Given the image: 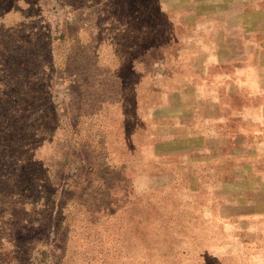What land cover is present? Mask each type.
I'll list each match as a JSON object with an SVG mask.
<instances>
[{"label":"rangeland","instance_id":"374dc122","mask_svg":"<svg viewBox=\"0 0 264 264\" xmlns=\"http://www.w3.org/2000/svg\"><path fill=\"white\" fill-rule=\"evenodd\" d=\"M42 2L43 13L27 9L33 22L19 29V48L0 44V116L11 113L0 119V173L7 175L0 191L12 193L0 212L19 217L23 178L43 180V188L52 160L60 164L62 189L85 185L87 161H94L95 188L112 191L132 216L134 207L140 217L153 216V231L163 238L152 243V261L264 264V0H94L88 8L81 0ZM80 11L77 23L86 28L75 42L69 21ZM48 32L84 43L88 53L51 64L43 45ZM135 42L152 51L143 57ZM15 104L26 113L14 114ZM30 149L39 163L14 162ZM164 197L182 203L175 216ZM53 203L42 211L52 218L40 221L44 232L13 242H31L28 264H116V225L83 226L64 251V228L47 232L66 208ZM159 219L175 226L159 228ZM91 253L98 262H89Z\"/></svg>","mask_w":264,"mask_h":264},{"label":"trees","instance_id":"16d2710c","mask_svg":"<svg viewBox=\"0 0 264 264\" xmlns=\"http://www.w3.org/2000/svg\"><path fill=\"white\" fill-rule=\"evenodd\" d=\"M81 1H82L81 7H87V8L89 7V5H91L92 2H94V0H81ZM23 2L24 4L22 5L21 3H19V0H0V28H2L3 30L0 32V44H2V47H4L5 49L11 51H14L15 48L16 49L19 48L18 47L20 45L19 39L21 38L19 36V32H20L19 29L22 28L23 25L27 26L33 22L29 14H25L27 12V9H32L31 8L32 6L37 10L38 13H43L44 10V5L42 0H37V1L25 0ZM86 10L88 11L86 15L92 14L96 11V9H86ZM134 10H136V12L141 11L139 7V2H137L134 5ZM82 16L83 13L82 11H80L79 13L73 14L69 21V23L73 25L72 33L75 42L81 41L78 37L75 36L79 32L84 31L86 28L82 25V24L86 25L84 21H82V23H79L80 17ZM77 21L79 22L77 23ZM24 32L28 34L26 30ZM59 37L60 39L57 41L56 37L51 36L50 32H48L46 34V37H44L43 39L44 41L43 45L45 44V49H46L45 51L47 53L49 52L50 55L49 58L52 62L51 64L56 63L54 65L64 66L67 64V62L71 61L72 58L74 59L79 58L80 55L84 54V51L87 52V50H89V47L84 49V47H86L84 43L80 45H74V44L71 45L70 43L69 44L67 43L68 39L65 40L61 38L62 35ZM143 44L144 43H139V42L138 44H136L135 42V49L142 50L144 57L145 55H147L149 51L150 52L152 51L151 50L152 48L150 47L151 45L143 46ZM9 56L12 57V54H9ZM50 82L46 86H44L45 92L47 93L48 97H50L49 94L51 92V91L49 92ZM11 99L14 100L16 104L17 103L20 104L22 102V100L20 99L16 101V98L13 99V97ZM8 101L11 102L10 99H7L6 102ZM23 102L25 106L31 104L27 101L26 97L23 99ZM52 103L53 102L49 99L47 106H49L50 104L53 107ZM8 104H10L11 106V103H6L4 109L8 107ZM16 104H15L16 107L15 110L17 109V105H18ZM1 105L2 103L0 104V107ZM8 111L5 112V117H6V119L4 118L5 121L6 120L9 121L11 117L10 116L11 113L10 111L9 112ZM13 113L23 115L26 112L21 108H18ZM0 119L2 122H4L3 115L0 116ZM9 131L12 133L13 129L10 128ZM32 136L35 137L38 135H34L33 133ZM99 148L103 149L102 142L101 144L99 143ZM33 151H34L33 149L24 151L23 153H25V155H19L18 158H16V161L14 162L15 163L21 162L20 163L21 167L36 165V163H39L40 157H36V153L35 151L33 153ZM14 156L15 155H12L10 159H13ZM104 161L108 163L107 160L104 159ZM87 163H88L87 165L88 173L86 175V180H85L86 183L85 185L77 188L70 187V188L62 189V185L59 184L61 168H59L58 166L60 164L54 162V160H52V168H51L52 169L51 171H54L52 173L53 175L48 174L47 179H45V186L43 188H42V185H44L43 180L35 179V178L28 180L27 177L23 178L22 180L23 185L19 186L18 194L24 196V198L22 199L24 200V202L17 201L18 204H16V206H20V208L22 209V214L18 217L15 214L16 210H14L13 213H7V210L9 209H4V210L2 209V211L0 212V264H28L27 257L29 256V252L31 249V245H32L31 242L29 241V246L26 245V247L21 245H14L13 242H15L16 237H21V239L25 242L29 238L28 233L32 234L37 232V234H39L41 232H44L45 227H43L44 225H42L40 221L42 219H52V218L49 216L43 217L42 211L44 208H47L48 206L50 207L54 206L53 201L55 200H56V204L57 202L59 203L65 202L63 207L66 208L65 209L63 208L64 211H62V215H60V218L53 220L54 221L53 225L47 227L48 228L47 232L52 233V231H54L53 230L54 228L55 229L64 228V232H67V235L63 237V243H62L63 247H61L62 249L63 248L65 249L64 251H66V248L68 246V241L70 240V238L76 234H81L83 232L81 229L83 226H85V228L83 229L85 230V229H90L89 227H93L96 224L100 225L110 222L113 225H116L117 227L116 230H118L119 232L116 233V230L114 232L116 253H114L112 258H115L116 264H164V262L161 261L155 262L157 261V259L155 260L153 259L154 261L151 260V257L154 256V254L152 255L150 253V251L153 249V245H152L153 241L159 243L160 241H162L163 238V234H160L159 231H157L156 233L153 231V229H155L153 216L150 214L151 218L144 216L140 217L139 215L136 214L134 209L135 207L131 208L133 211V216H132L131 211H128V207L130 206H127L128 204L125 205L124 202H122V204L116 203L115 200L112 198L113 197L112 191L105 190V188H100V189L95 188V185L92 184L94 181L93 179L94 176L96 174H99L98 168L94 167V161H87ZM62 165H64V162L62 163ZM120 165H121L120 169L121 168L123 169L124 167L123 163H121ZM10 168L11 167L8 166L6 169H10ZM95 170H96V174H95ZM6 176H7L6 174L0 173L1 180L6 179L7 178ZM122 177L124 178V176ZM117 178H119L120 181L123 180L121 176ZM109 181L112 182L113 178H110ZM108 189L111 188L108 187ZM132 190L133 188L130 187V190L125 192L126 194L125 196H123V200L125 198H130L129 194L132 195ZM9 192L10 190H6V189L0 191V203L11 202L10 200H12V193L9 194ZM160 195H163V193H160ZM168 196L175 198L174 194L173 195L168 194ZM162 201L164 202V205L166 207H170L172 211H175L173 216L176 215V210L180 211L182 208L181 205L182 203H179L180 204L179 205L176 204V202H172V201L168 202L165 197L162 199ZM126 210L130 214L128 219L124 217V213L126 212ZM81 215L83 221L74 220V218H79V216ZM155 216H157V212ZM131 218L132 219L134 218L132 222H130ZM10 220H12L11 223L9 222ZM14 223L17 225V227H13ZM170 223L172 224V226L170 225ZM159 224L161 225L159 228L166 227V225L173 227L175 226V221L174 219L172 221H169L168 219H159ZM119 229H122V232L124 233V236H122L121 238L118 236V234L123 235V233ZM103 230L105 229L103 228ZM98 233H100V230H97L96 232L97 240H98V236H97ZM96 243L94 244V241H90L88 245V247L90 248V252L92 251L97 252ZM128 243H129L128 250H132V251L127 253L126 245ZM83 246H84V241H82L81 244V247ZM142 249H143V253L142 256H140L138 254ZM21 256L24 257L22 258ZM88 256L87 258L90 259L89 260L90 263L98 262V259L96 258L97 257L96 253H91ZM139 256L141 257L140 259H138ZM126 258H129V260H127Z\"/></svg>","mask_w":264,"mask_h":264}]
</instances>
